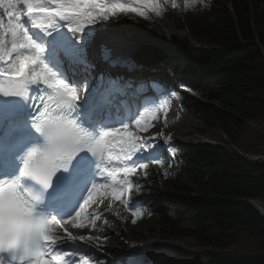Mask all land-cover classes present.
<instances>
[{
    "label": "snow or ice",
    "instance_id": "obj_1",
    "mask_svg": "<svg viewBox=\"0 0 264 264\" xmlns=\"http://www.w3.org/2000/svg\"><path fill=\"white\" fill-rule=\"evenodd\" d=\"M169 3L179 7L177 0H0V264H94L79 245L106 237L59 229H95L101 213L92 205L110 198L128 208L132 177L149 161L163 164L153 155L156 137L139 133L166 117L168 102L116 105L131 83L101 76L93 86L90 75L96 61L119 64L116 49L126 42L95 25L129 13L161 17ZM129 210L135 224L143 212Z\"/></svg>",
    "mask_w": 264,
    "mask_h": 264
},
{
    "label": "trees",
    "instance_id": "obj_2",
    "mask_svg": "<svg viewBox=\"0 0 264 264\" xmlns=\"http://www.w3.org/2000/svg\"><path fill=\"white\" fill-rule=\"evenodd\" d=\"M165 6L163 13L177 31L188 32V42L221 50L192 51L200 65L191 76L204 95L181 92L179 106L201 121L200 134L221 132L242 154L264 156V0ZM117 20L127 30L145 28L134 16ZM154 169L168 195L161 206H146L141 219H153L159 240L188 241L194 249L170 264H264V219L244 202L264 201V166L219 146L178 143L171 162ZM146 173L153 177L151 169ZM130 227L123 231L132 238Z\"/></svg>",
    "mask_w": 264,
    "mask_h": 264
},
{
    "label": "rangeland",
    "instance_id": "obj_3",
    "mask_svg": "<svg viewBox=\"0 0 264 264\" xmlns=\"http://www.w3.org/2000/svg\"><path fill=\"white\" fill-rule=\"evenodd\" d=\"M129 14L137 17L141 21H144L145 28L126 32L125 29L113 19H110L103 25L97 24L94 27L98 29L103 27L110 30V33L112 34L124 37L126 45L132 47L134 50L142 45H151L164 51L167 55L179 57L177 58V61L181 64H185L186 67L196 68L197 63L190 53V48L185 41L187 38L186 31H176L171 20L166 16L164 17L163 14L159 20H157V16L152 13H149L148 19H143L132 13ZM204 46L206 45L204 44ZM209 49V51L214 54L221 53L220 49L210 47ZM161 68L162 67L158 66V69L155 68V70L159 71ZM178 69L180 70L182 68L178 67ZM178 86L181 87L183 85L179 84ZM183 89L190 90L192 94L198 98H202L204 95V91L198 81L189 82L183 87ZM175 94L176 91H173L172 89L170 94L162 97V101L166 100L168 102L166 117L164 113L161 112L159 114V119L154 121V127H152L149 131L144 132V134L139 133V135L143 138L148 139L156 137V140L159 141L157 151L154 152L153 155L161 159H164L165 157L169 158L171 152H167L165 146L175 142L204 143L222 147L221 145L224 141L223 136L217 131H205L204 134H200L198 131L203 129L201 121L187 113H183L181 109H179L175 101ZM174 119H183V121L180 125H176L173 123ZM164 122L168 125L174 135L171 132L165 131L163 133L164 137L162 139H158V134L162 133L161 124L163 125ZM262 134L264 135L263 132ZM152 164L153 163L149 161L148 167L152 166ZM143 171L144 170H140L138 174L133 177L134 185L143 181ZM156 178L157 175L154 174V179L145 180L150 189L157 188L156 192L143 188L140 193H136L132 188L128 197L131 207L126 211L118 210V207L113 205V203L111 204L110 198L105 199L98 208L97 205H92L91 210L99 211L101 213L100 217L96 220L95 229L71 228V232L78 233L79 235L84 234L83 236H86L87 234H92L95 237H106V239L96 240L98 242V244H96L98 247L96 248L95 254L97 255V261H99V264H113L112 260L120 258L124 251L127 250V246L131 241L151 243L153 245L158 243L161 245H173L183 251L182 256L186 255L187 252H194L192 244L188 241L175 239L159 241L153 233V219L142 220L141 218H137L135 224L131 222L133 217L129 209L142 211L144 204H157L160 206L159 199L164 196L163 190L160 189L161 185L156 184ZM150 180L151 182H147ZM127 223L128 225H131L129 229L132 236H134L132 237L133 239L130 238L125 231H123L125 230L124 228H126ZM190 226L191 224L189 221H185L181 224V227L184 229H187ZM119 231L124 233L121 234ZM111 254H114V256Z\"/></svg>",
    "mask_w": 264,
    "mask_h": 264
},
{
    "label": "bare ground",
    "instance_id": "obj_4",
    "mask_svg": "<svg viewBox=\"0 0 264 264\" xmlns=\"http://www.w3.org/2000/svg\"><path fill=\"white\" fill-rule=\"evenodd\" d=\"M126 46H128V45H126L125 43L124 44H122L121 46H119V47H117V52H122V51H125L126 49H128V47H126ZM128 77H130V76H128ZM144 80L142 79V80H139L138 82H137V84L136 85H132V87L134 88V89H139V88H141L142 87V85L144 84ZM126 94L128 95V97H131V99H136L137 97H136V95L132 92V91H130L129 89H126ZM125 98V97H124ZM108 107V106H107ZM109 107H112L111 108V110L112 111H116V107L115 106H113V105H109ZM182 121H183V119L182 120H173V123H175L176 125H180L181 123H182ZM155 144L156 145H158L159 144V141L158 140H155ZM159 151H161V150H159ZM68 227V228H67ZM71 228H72V226L70 225V224H68V225H65V227L63 228V229H67V231L68 232H70L73 236H83V235H79L78 233H73V232H71ZM70 230V231H69ZM62 232H63V230H62ZM61 234V233H60ZM64 234V232L61 234V235H63ZM86 236H92V237H95L94 235H92V234H87ZM77 244H79V242H77ZM96 244H98V242L96 241V240H93V241H91L90 242V244H87V245H79V250L80 251H83V252H86L87 254H88V256L93 260V262H94V264H95V262L98 260V258H97V255L95 254V251H96V248L98 247ZM68 245H64V247H67ZM75 247V246H74ZM101 247V246H100ZM154 248H155V251L157 252V251H159V252H163V251H166V252H171V246L170 245H164V244H162V245H158V244H154ZM165 248H168L169 250H164ZM163 250V251H162ZM174 250V249H173ZM151 253H153V251L151 250L150 251ZM127 253H128V251H127ZM126 253V254H127Z\"/></svg>",
    "mask_w": 264,
    "mask_h": 264
},
{
    "label": "water",
    "instance_id": "obj_5",
    "mask_svg": "<svg viewBox=\"0 0 264 264\" xmlns=\"http://www.w3.org/2000/svg\"><path fill=\"white\" fill-rule=\"evenodd\" d=\"M160 53V54H159ZM140 54H145V56H151V57H155L161 55V59L165 58V55L162 54L161 52H159V50L153 46L147 45V46H142L140 48V50L135 54V58L136 59H140ZM138 56V57H136ZM156 59H159V57H156Z\"/></svg>",
    "mask_w": 264,
    "mask_h": 264
}]
</instances>
